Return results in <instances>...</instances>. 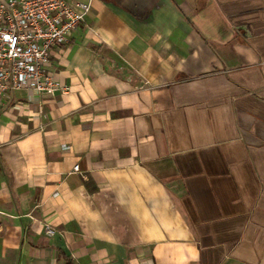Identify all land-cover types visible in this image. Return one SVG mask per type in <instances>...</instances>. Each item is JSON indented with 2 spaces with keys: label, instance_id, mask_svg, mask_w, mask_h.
Masks as SVG:
<instances>
[{
  "label": "crops",
  "instance_id": "crops-1",
  "mask_svg": "<svg viewBox=\"0 0 264 264\" xmlns=\"http://www.w3.org/2000/svg\"><path fill=\"white\" fill-rule=\"evenodd\" d=\"M64 1L67 91L0 103V264H264V0Z\"/></svg>",
  "mask_w": 264,
  "mask_h": 264
},
{
  "label": "built area",
  "instance_id": "built-area-1",
  "mask_svg": "<svg viewBox=\"0 0 264 264\" xmlns=\"http://www.w3.org/2000/svg\"><path fill=\"white\" fill-rule=\"evenodd\" d=\"M90 8V2L0 0V103L8 94L21 90L67 91L48 67L84 23ZM43 229L47 236L56 234L49 224H43Z\"/></svg>",
  "mask_w": 264,
  "mask_h": 264
}]
</instances>
